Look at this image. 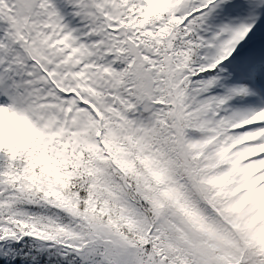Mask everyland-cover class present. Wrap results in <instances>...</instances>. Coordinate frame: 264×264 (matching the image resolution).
Listing matches in <instances>:
<instances>
[{"label": "snow or ice", "instance_id": "1", "mask_svg": "<svg viewBox=\"0 0 264 264\" xmlns=\"http://www.w3.org/2000/svg\"><path fill=\"white\" fill-rule=\"evenodd\" d=\"M0 264H264V0H0Z\"/></svg>", "mask_w": 264, "mask_h": 264}]
</instances>
